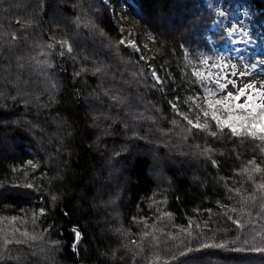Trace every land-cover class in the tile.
Segmentation results:
<instances>
[{
    "label": "trees",
    "instance_id": "1",
    "mask_svg": "<svg viewBox=\"0 0 264 264\" xmlns=\"http://www.w3.org/2000/svg\"><path fill=\"white\" fill-rule=\"evenodd\" d=\"M125 1L146 49L117 0H0V264H264V110L194 75L227 17L264 52V0Z\"/></svg>",
    "mask_w": 264,
    "mask_h": 264
},
{
    "label": "rangeland",
    "instance_id": "2",
    "mask_svg": "<svg viewBox=\"0 0 264 264\" xmlns=\"http://www.w3.org/2000/svg\"><path fill=\"white\" fill-rule=\"evenodd\" d=\"M222 2V0H205V4L210 5L211 9L216 12L219 18L226 16L227 13L226 6H224ZM115 14L117 23L119 24L123 34V41L128 46L140 51L141 49L150 47L154 43V38L149 33H147L138 19H136L133 14L130 13L125 0H117ZM245 19L246 16L244 13L234 19L232 17H227L225 21L226 29L229 31L231 28H236L237 31L232 33L231 38L228 36L229 43H226L224 47L217 51L218 61L221 63H228L229 65L235 64L237 66V75L229 76V79L235 80L237 86L233 87V85L228 83V81L222 80L221 83H227V88L215 96H209L208 99L215 101L225 97L228 92L235 94L239 91V89L244 88L246 84H250L251 87L246 89L245 94L240 96L238 100L229 98L223 101L224 106L232 101H234L236 104H245V101L250 96L251 100L246 106V108L249 109L253 106L260 107L261 105H264V87H262V84H264V52L260 49L257 43L243 38L242 32L246 30ZM222 23V20H219L218 23L213 26V28ZM221 58H223V60H221ZM253 63H258L256 73H253L252 75H245L243 77L239 76V72L244 71V64L251 65ZM212 64L213 61L210 60L209 66ZM224 71L230 73L232 69L229 67L224 69ZM203 73L205 76H207L208 69L206 68ZM156 75L159 77V80L162 81L159 74L156 73Z\"/></svg>",
    "mask_w": 264,
    "mask_h": 264
},
{
    "label": "snow or ice",
    "instance_id": "3",
    "mask_svg": "<svg viewBox=\"0 0 264 264\" xmlns=\"http://www.w3.org/2000/svg\"><path fill=\"white\" fill-rule=\"evenodd\" d=\"M235 31H237L236 28L229 29V31H228L229 38H231L232 33H234ZM221 60H223V58H221ZM201 63L203 65H205L208 69L207 76H205L202 71H197L194 73V75L203 82L202 87L204 88V92H205L203 99L209 108L212 107L213 103H215L216 105H223V101L226 99H229V98H234V99L238 100L240 96L245 94V90L248 89L249 87H251L250 84H246L244 86V88L239 89V91L235 94L232 92H228L225 97H222V98L217 99L215 101L209 100L208 99L209 96H215L219 92L224 91L227 88V86H228L227 83H221L222 80L228 81V83H231L233 85V87L237 86L235 80L229 79V76H236L238 69H237V66L235 64L229 65L228 63H221L220 61L214 62L212 65L209 66L208 58H206V57L202 59ZM229 67H231L232 71L230 73L225 72L224 69H227ZM243 67H244V71L239 72V76H241V77H243L245 75H252L253 73H256L257 68H258V63H253L251 65L244 64ZM216 68H218L219 71H217V72H215V74H213L212 69H216ZM153 78L155 79V81L157 83L160 82L159 77L156 75L155 71H153ZM212 84L216 85L215 89H213L211 87ZM262 87H264V84H262ZM189 99L195 101L196 99H198V97H190ZM250 100H251V97L249 96L248 99L245 101V104L237 103L235 105H230L229 107H234L236 109H245ZM173 107L175 108V105H173ZM260 107L262 110H264V105H261ZM201 113L205 117L208 116V112L205 110H201ZM252 115H253L252 110H251V108H249L248 109V116L250 117ZM185 119H187V117H185ZM198 119H199V116L197 117V120ZM212 119L214 121H216L218 129L222 131L223 128L221 127V122H220L219 118L215 114H213ZM229 119H232L231 114H229ZM188 123L190 125H193L194 127H197V128L201 127V125L199 123L193 124V122L191 120H189ZM225 126L228 127L229 131L232 134H234V135L240 134L237 131V128L235 126H233V124H227ZM204 127H207V125H204ZM251 127L255 128V124H252ZM262 131H264V129H262ZM211 135L215 136L216 133L212 132ZM249 135H252V133H249ZM253 138H256V137L253 136ZM259 138L264 140V135L260 136ZM250 163H254V162H250ZM256 169L259 170V166H256ZM261 187H264V185H261ZM75 235H76L77 241H79L81 234L77 231L75 233Z\"/></svg>",
    "mask_w": 264,
    "mask_h": 264
},
{
    "label": "water",
    "instance_id": "4",
    "mask_svg": "<svg viewBox=\"0 0 264 264\" xmlns=\"http://www.w3.org/2000/svg\"><path fill=\"white\" fill-rule=\"evenodd\" d=\"M81 237V236H80Z\"/></svg>",
    "mask_w": 264,
    "mask_h": 264
}]
</instances>
